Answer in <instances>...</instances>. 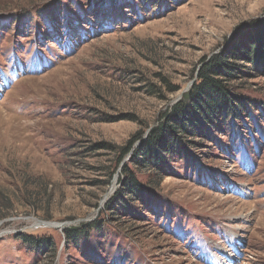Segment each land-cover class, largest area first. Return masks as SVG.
<instances>
[{"label":"rangeland","instance_id":"rangeland-1","mask_svg":"<svg viewBox=\"0 0 264 264\" xmlns=\"http://www.w3.org/2000/svg\"><path fill=\"white\" fill-rule=\"evenodd\" d=\"M263 23L264 0H0V264H264V69L232 85L243 122L178 149L161 181L133 166L151 191L104 211L111 147H138L205 59ZM158 76L179 92L150 96Z\"/></svg>","mask_w":264,"mask_h":264},{"label":"trees","instance_id":"trees-1","mask_svg":"<svg viewBox=\"0 0 264 264\" xmlns=\"http://www.w3.org/2000/svg\"><path fill=\"white\" fill-rule=\"evenodd\" d=\"M259 29L262 30L259 39L252 35L244 44V39L241 38L227 51L219 53L210 60L205 59L201 64L203 69L201 68L200 74L198 72L196 85H193L171 110L161 115L158 128L151 131L147 139L138 147L136 143H140L143 139L142 133L134 136L125 148L111 147L110 151L117 155V167L121 168L119 175L121 185L114 199L105 207L104 211L109 212V216H118L115 213L126 198L130 202H136L143 190H149V187L143 184L131 169L133 166L140 172L153 171V176L161 181L163 178L161 173L155 171H159L158 169L165 165L178 149L186 146L195 148L197 146L195 140L207 136V133L216 137L210 129L215 128V131L221 129L229 120L233 123L243 122L242 117L248 114L246 100L240 97L232 85L248 76L253 77L255 68L264 69V23L259 25ZM158 78L160 85H150L148 90L150 96L164 99L165 94L179 92V89L167 79L161 76ZM124 204L122 208L128 209V204ZM114 219L116 220L117 217ZM102 224L100 220L80 228L65 230L66 239L68 243L76 242L80 235H86L93 229H100ZM23 239L41 250L55 253L49 240L42 241L28 237Z\"/></svg>","mask_w":264,"mask_h":264}]
</instances>
